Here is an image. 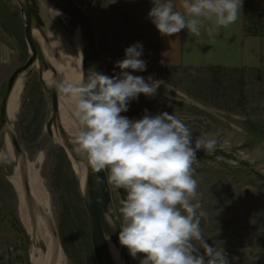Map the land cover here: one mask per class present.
I'll return each mask as SVG.
<instances>
[{"label": "rangeland", "instance_id": "obj_1", "mask_svg": "<svg viewBox=\"0 0 264 264\" xmlns=\"http://www.w3.org/2000/svg\"><path fill=\"white\" fill-rule=\"evenodd\" d=\"M72 1L84 9L94 25L106 75L117 74L120 70L115 65L124 58V50L140 42L147 70L133 75L153 76L172 86L167 97L163 87L154 99L141 95L122 115L139 119L145 109L152 115L173 113L188 125L194 138L205 137L217 142L210 153L198 151L199 163L193 165L200 203L207 213L201 218L200 227L209 245L217 249L224 247L230 264H264V68L235 70L237 73L231 76L222 74L217 80L219 84H215L210 71L215 68L209 63L221 55L223 66L255 64L254 57L252 61L248 59L236 43L234 32L243 28L237 23L227 27L229 29L221 28L213 35L217 42L214 39L209 44L203 38V31L201 36L193 37L191 51L195 53L196 62L205 63L209 69L170 70L159 64L158 31L147 18L153 6L151 0ZM256 26L259 33L264 34V17L254 15L253 20H246V34L247 28ZM67 27L70 31L76 30L69 19ZM24 28L19 1L0 0V107L9 80L31 57ZM36 31L42 52H48L47 55L62 67L55 51L50 52L51 42L60 46L67 44L72 56H76L77 51L82 56L81 33L80 46L73 47L68 38L74 35L59 29H43L44 35ZM220 36H224L222 42ZM255 52L264 66V48H257ZM49 72L53 80H57V76L62 79L51 70H44V74ZM20 77L25 85L19 110L13 121L5 118V127L0 121V264H31L29 254L34 246L46 252L41 243L28 235L19 217L18 193L9 180L17 167L16 157L27 163L40 161L37 169L49 195L66 264H97L91 221L84 207L79 179L66 150L57 140L50 98L39 81V62ZM4 128L11 130L13 155L5 145ZM12 138L18 143L22 156L14 149ZM105 171L108 178L109 173ZM108 183L119 218L120 196L109 178Z\"/></svg>", "mask_w": 264, "mask_h": 264}, {"label": "clouds", "instance_id": "obj_2", "mask_svg": "<svg viewBox=\"0 0 264 264\" xmlns=\"http://www.w3.org/2000/svg\"><path fill=\"white\" fill-rule=\"evenodd\" d=\"M148 19L163 37L186 30L212 37L234 24L244 0H151ZM143 44L124 50L120 71L108 76L95 69L83 80L59 79L53 89L70 101L75 124L73 149L87 170H107L125 190L119 207L118 242L138 264H230L224 247L209 245L200 227L202 209L194 164L198 151L212 152L216 141L195 137L176 115L147 109L139 119L122 115L141 95L156 98L172 86L147 70ZM106 240L110 241L107 236ZM202 250V251H201Z\"/></svg>", "mask_w": 264, "mask_h": 264}, {"label": "water", "instance_id": "obj_3", "mask_svg": "<svg viewBox=\"0 0 264 264\" xmlns=\"http://www.w3.org/2000/svg\"><path fill=\"white\" fill-rule=\"evenodd\" d=\"M20 3L21 11L24 18V35L31 57L27 63L20 69H18L11 79L9 80L6 96L3 98L2 105L0 107V121L5 127V118L7 116V108L10 96L13 92L14 86L21 75L29 71L36 62H39V81L47 95L50 98L52 107V123L57 120L58 115V92L54 91L53 87H48L44 80V70H51L54 75L56 74L54 68L48 64L44 58L40 44L34 39V30H39L44 35L43 29L47 31H53L59 29L63 33L72 36L67 25L56 17H52L50 13H46L42 16L40 11V5H44L46 9H54L62 13L66 18L71 20L76 27L81 30V52H82V80L88 71L95 69L106 75L105 65L103 58L98 51L95 28L92 21L86 16L84 9L80 8L72 0H18ZM50 12V11H49ZM50 21L51 27L48 28L46 22ZM35 27V29H34ZM56 76V75H55ZM57 76V80H59ZM7 129L4 128L6 132ZM65 147L70 152L72 158L76 162H81V159L73 152V147L70 145V139L63 130L59 131ZM12 143L16 152L22 156V151L14 138ZM68 152V153H69ZM22 165L20 166V174L23 177L24 187V201L25 209L28 216H32L33 213H41L42 207H40L38 201L34 199L31 193V189L27 178L25 177L26 162L22 158ZM80 185V181H79ZM120 200L126 195L125 190L117 189ZM84 207L91 221V239L93 251L97 264H114L110 255L108 240L105 238L110 237V240L120 253L125 264H132L130 256L126 248L119 245L118 231H119V219L117 217L113 201L111 189L108 183V178L105 170H87L85 192L82 193ZM107 217L111 220L112 226L107 221ZM58 237V235H57Z\"/></svg>", "mask_w": 264, "mask_h": 264}, {"label": "bare ground", "instance_id": "obj_4", "mask_svg": "<svg viewBox=\"0 0 264 264\" xmlns=\"http://www.w3.org/2000/svg\"><path fill=\"white\" fill-rule=\"evenodd\" d=\"M40 11H41L42 16L45 15L46 13H50L52 17L58 18L62 22L66 23L67 25L68 18H66V16H64L62 13L54 9H51V8L50 10H48L45 8L44 5H40ZM46 25L48 26V28H50L51 27L50 21H46ZM80 33H81V30L79 27H76V30L72 31V35L74 36L72 38H68L71 43L70 46L71 45H73V47L74 45L75 46L77 45L76 47L80 46L79 45ZM55 35H58V32ZM33 36H34V39L38 41V43L39 41L41 42L38 32L36 30H34ZM49 46H51L50 52L54 53L55 51L57 56L60 58L59 61L62 62L64 65V67H62L60 64H57L58 63L57 61L53 60L51 57L47 55L48 52L47 53L45 51L43 52L46 62L51 64L52 67L54 68L56 72L55 75L58 74L62 79H68L72 81L82 80V56L81 54L77 51L76 56L74 55L72 56L71 48L67 44L60 46L58 45L57 42L53 41L50 43ZM43 80L48 87H53V83L54 81H56V80H53L50 72L44 74ZM24 85H25V81L23 78L20 77L17 80L14 86L13 92L10 96L8 108H7V116L10 121L14 120L19 110V104H20L21 96L23 94ZM74 128H75V124L70 116V101H68L63 95L58 93V115H57V120L55 122L57 140L66 150L69 156V159L71 163L73 164L74 172L75 174H77V177L80 181L81 193H84L86 177H87V169H83L81 167L82 162H76L72 158L70 152L65 147L64 141L62 140L60 133H59L60 130H63L65 134L68 136V138L70 139V145L73 147ZM11 137H12L11 130L7 129L5 133V137H4V142L10 154L13 155L12 148L10 146ZM72 150L75 153L74 149ZM78 157L80 158V156ZM16 162H17V167L15 169L14 175L10 177L9 180L13 184V186L15 187L18 193L20 220L24 228L28 232V235L32 238V240L37 243H41L46 249V252H45V250L44 251L41 250L42 248L38 249L35 246L32 247L30 254H29L30 262L31 264H66L65 256L60 246L59 239L57 237L56 225H55V221L53 217L54 215H53V211L51 207L52 205L49 199V195L46 191L43 180L40 177L39 171L37 169L38 168L37 166L40 164V161H37V163H27L26 162L27 164L25 168V177L28 180L32 196L34 197V199L38 201L43 211L41 213H38V212L33 213L31 217L28 216V213L26 212V209H25L23 177L20 174V166L22 165V162H23L22 158L17 159L16 157ZM107 221L110 224V226H112V222L108 217H107ZM108 247H109V251H110V255H111L113 263L114 264H125L120 253L118 252V250L116 249V247L114 246L111 240L110 241L108 240Z\"/></svg>", "mask_w": 264, "mask_h": 264}, {"label": "crops", "instance_id": "obj_5", "mask_svg": "<svg viewBox=\"0 0 264 264\" xmlns=\"http://www.w3.org/2000/svg\"><path fill=\"white\" fill-rule=\"evenodd\" d=\"M260 15L264 17V0H244L243 3V12L240 13L239 19L235 22L239 27H242L243 30H239L237 33L234 32L236 36V43L242 51L245 53L243 55H248V59L254 60L255 64L251 67L250 64L244 65H232V66H223L221 64L222 57H220V53L217 51L214 53L219 54L220 56H216V59L210 61L209 63L214 66L216 69H225L228 71H235L240 69H247V68H264L262 65L261 59L256 54L255 50L264 48V34H260L257 36L247 35L246 34V20L248 21L252 16ZM243 19V23H242ZM229 29V28H223ZM234 30H231L232 32ZM233 33V32H232ZM205 36L203 37L206 42H212L214 39L216 40L215 36L209 37L206 32H204ZM158 44H159V64L160 67L164 69H192V70H200V69H209L207 68L206 64L203 62H196V57L194 52L191 50L194 49V42L193 37L190 34H187L186 30H182L179 34L173 35L171 37H163L158 33ZM220 41L224 39V36H220ZM197 37H194V39ZM217 42V40H216ZM216 46L215 44H213ZM217 47V46H216ZM213 53V52H212ZM1 54L2 50L0 49V63L1 61Z\"/></svg>", "mask_w": 264, "mask_h": 264}, {"label": "trees", "instance_id": "obj_6", "mask_svg": "<svg viewBox=\"0 0 264 264\" xmlns=\"http://www.w3.org/2000/svg\"><path fill=\"white\" fill-rule=\"evenodd\" d=\"M251 18L253 20V16ZM256 28H257V30H256ZM258 30H260V29H258L257 26L254 27V29L253 28H247V34L248 35H253V36L260 35ZM170 70H172V69H170ZM210 71H211L212 75H214V79H213L214 81L213 82L215 84H217V83L219 84V82L217 80H218L219 76H221L222 74L223 75H227V76H231V75L237 73V71H222V70H219V69H211ZM240 96L243 97V95H240Z\"/></svg>", "mask_w": 264, "mask_h": 264}]
</instances>
